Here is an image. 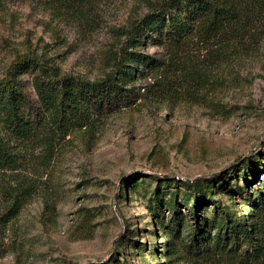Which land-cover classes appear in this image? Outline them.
<instances>
[{
  "label": "rangeland",
  "instance_id": "1",
  "mask_svg": "<svg viewBox=\"0 0 264 264\" xmlns=\"http://www.w3.org/2000/svg\"><path fill=\"white\" fill-rule=\"evenodd\" d=\"M160 1L0 0V78L29 55L60 74L100 79L126 28ZM139 50L165 54L146 39ZM169 66V77L140 82L131 106L51 142L36 139L17 170L0 173V214L12 187L27 191L17 216L0 224V264H204L192 230L203 221L214 233L224 218L205 186L251 218L237 186L264 189V13L233 36L193 41ZM38 73H20L34 99ZM244 247L227 246L209 263L233 264Z\"/></svg>",
  "mask_w": 264,
  "mask_h": 264
},
{
  "label": "trees",
  "instance_id": "2",
  "mask_svg": "<svg viewBox=\"0 0 264 264\" xmlns=\"http://www.w3.org/2000/svg\"><path fill=\"white\" fill-rule=\"evenodd\" d=\"M261 13L264 0H161L126 28L111 70L95 80L60 74L40 58L18 57L0 78V173L17 170L24 152L36 139L51 142L72 128L93 127L107 115L134 104L142 96L140 82L146 78L158 81L161 75L169 77V65L178 61L193 41L208 44L214 38L233 36L246 20ZM144 39L161 45L165 54L156 57L143 53L139 49ZM23 70L39 72L33 83L37 99L25 89L20 77ZM249 188L248 183L237 186L254 209L248 220L224 207L204 187L206 199L224 217L214 233L203 221L192 230L191 247L204 264L220 262L227 246L230 249L225 253L233 246L238 252L242 242L244 250L233 264H264V189L251 192ZM10 191L12 202L1 212L0 224L17 216L24 206L27 191L13 187ZM201 196L197 190L189 208L195 216ZM172 206L177 207V203ZM173 220L178 227L180 219Z\"/></svg>",
  "mask_w": 264,
  "mask_h": 264
}]
</instances>
